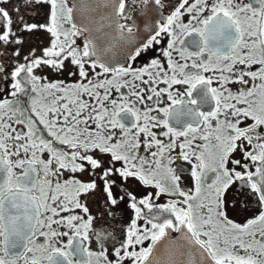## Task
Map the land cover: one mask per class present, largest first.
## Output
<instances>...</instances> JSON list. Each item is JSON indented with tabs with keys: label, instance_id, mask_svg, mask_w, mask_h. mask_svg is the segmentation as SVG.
I'll list each match as a JSON object with an SVG mask.
<instances>
[{
	"label": "snow or ice",
	"instance_id": "1",
	"mask_svg": "<svg viewBox=\"0 0 264 264\" xmlns=\"http://www.w3.org/2000/svg\"><path fill=\"white\" fill-rule=\"evenodd\" d=\"M0 264H264V0H0Z\"/></svg>",
	"mask_w": 264,
	"mask_h": 264
},
{
	"label": "flooded vegetation",
	"instance_id": "2",
	"mask_svg": "<svg viewBox=\"0 0 264 264\" xmlns=\"http://www.w3.org/2000/svg\"><path fill=\"white\" fill-rule=\"evenodd\" d=\"M239 215V214H238ZM250 218V217H249ZM41 240H42V238H41Z\"/></svg>",
	"mask_w": 264,
	"mask_h": 264
}]
</instances>
